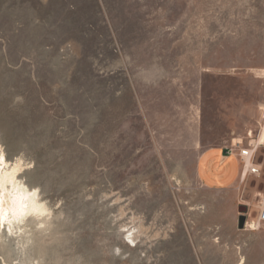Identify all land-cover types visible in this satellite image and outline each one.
I'll use <instances>...</instances> for the list:
<instances>
[{"label":"rangeland","instance_id":"rangeland-1","mask_svg":"<svg viewBox=\"0 0 264 264\" xmlns=\"http://www.w3.org/2000/svg\"><path fill=\"white\" fill-rule=\"evenodd\" d=\"M0 146L45 210L0 264H264V0H0Z\"/></svg>","mask_w":264,"mask_h":264},{"label":"bare ground","instance_id":"bare-ground-1","mask_svg":"<svg viewBox=\"0 0 264 264\" xmlns=\"http://www.w3.org/2000/svg\"><path fill=\"white\" fill-rule=\"evenodd\" d=\"M259 141L255 142L253 149H258ZM19 167V163L9 164L0 146V239L7 230L6 234L14 236L23 251L27 218H38L45 210L38 200L37 191H32L20 181ZM252 226L259 229L255 223Z\"/></svg>","mask_w":264,"mask_h":264},{"label":"crops","instance_id":"crops-1","mask_svg":"<svg viewBox=\"0 0 264 264\" xmlns=\"http://www.w3.org/2000/svg\"><path fill=\"white\" fill-rule=\"evenodd\" d=\"M253 147V145H252ZM234 155H223L218 151L202 153L199 159V177L206 187L227 184L235 180L236 172L232 171L228 176L224 170L228 164H235ZM238 176V174H237Z\"/></svg>","mask_w":264,"mask_h":264},{"label":"built area","instance_id":"built-area-1","mask_svg":"<svg viewBox=\"0 0 264 264\" xmlns=\"http://www.w3.org/2000/svg\"><path fill=\"white\" fill-rule=\"evenodd\" d=\"M257 149H253L252 145L238 148L237 156L240 160L241 170H240V182H244L249 177H258L261 173V166L254 161V155ZM258 194V200L254 204L256 208V216L254 219H250L246 221L245 227L250 229H255L252 224H256L260 226L264 224V190L256 192ZM248 209L250 211V204L248 203ZM249 215V213H248Z\"/></svg>","mask_w":264,"mask_h":264},{"label":"water","instance_id":"water-1","mask_svg":"<svg viewBox=\"0 0 264 264\" xmlns=\"http://www.w3.org/2000/svg\"><path fill=\"white\" fill-rule=\"evenodd\" d=\"M245 207H242V206H240L239 208H238V210H239V212H240V215H239V217H238V227L239 228H242L243 226H244V222H245V216L244 215H242L241 213H243L244 211H245Z\"/></svg>","mask_w":264,"mask_h":264}]
</instances>
